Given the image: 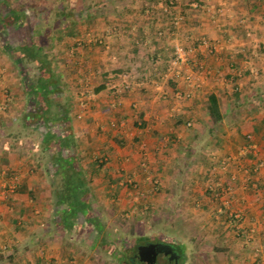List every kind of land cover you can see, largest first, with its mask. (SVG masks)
<instances>
[{
  "label": "crops",
  "instance_id": "crops-1",
  "mask_svg": "<svg viewBox=\"0 0 264 264\" xmlns=\"http://www.w3.org/2000/svg\"><path fill=\"white\" fill-rule=\"evenodd\" d=\"M93 209H169L214 235L203 264H264V0H0V264H92L62 221Z\"/></svg>",
  "mask_w": 264,
  "mask_h": 264
},
{
  "label": "rangeland",
  "instance_id": "rangeland-1",
  "mask_svg": "<svg viewBox=\"0 0 264 264\" xmlns=\"http://www.w3.org/2000/svg\"><path fill=\"white\" fill-rule=\"evenodd\" d=\"M29 70V71H28ZM28 75H34V69H28ZM25 77V76H24ZM39 80L33 81V89L36 90L38 93L41 92V85ZM126 90V89H125ZM40 105L43 106L42 101L40 99L38 100ZM42 109V108H41ZM59 175V176H58ZM57 175V178L60 177V174ZM99 176V173H98ZM60 178H63L61 176ZM66 179L61 180L58 179L59 184L62 186H58L61 189L57 191V196H60L59 199H62V197H66V194H70L72 191L70 188H68V185H72V180H69V177L67 176ZM69 181V182H68ZM80 185V183H79ZM132 199V198H131ZM141 197H137L133 200L134 205H137L140 201ZM168 203L170 201H167ZM93 203V202H92ZM101 204L102 201H101ZM95 206V205H94ZM137 209V207H135ZM94 212L90 211L89 214L96 215V217L100 221L101 225V232L100 234H103L105 236L106 241H110L113 243L114 247L117 249L119 246L123 245L124 243H128L132 239L136 238L139 233L144 236L145 238H159L161 240H171L173 241L174 237L171 234H177L175 237H177V240H174L175 242L172 243L176 247V252L179 255H175L173 253L170 254L169 258H173V260L178 261L180 264H203V257L210 258L216 263V260L218 259V254H216L214 251H208L206 247L210 245L212 242V238L214 235H212L210 232H205L200 229H194V228H187V225L185 224H176L174 214H171L169 209H165V211L161 213L156 212H141V213H105L103 212V215L96 211V209H93ZM184 213L181 214V217H184ZM46 217V216H45ZM50 217L47 215V219ZM76 220H81V216L77 217ZM94 224V223H93ZM181 227V229L177 228ZM96 227H94V230H97ZM93 230V231H94ZM92 231V230H91ZM92 231V232H93ZM170 231L171 234H170ZM92 232L88 234L87 240H84L83 245L78 246L77 242L74 240L73 245L70 246V250L75 255H79L81 258L82 255L83 258L90 260L92 264H118V260L112 257H107L105 253L102 252H96L93 249L87 250L85 248L84 244L87 243V241L92 237ZM65 236H68V232H66ZM71 237V236H68ZM67 238V237H66ZM68 240V239H67ZM70 240V239H69ZM68 243V241H67ZM116 244V245H115ZM98 249H105L102 248L101 245H97L96 248ZM67 251L69 247H66ZM86 249V250H85ZM107 250L110 251L109 247H107ZM106 250V252H107ZM115 249H111V254L113 255V252ZM109 253V252H107ZM187 253L190 254V259L184 260L187 255ZM106 255V256H105ZM103 256H105L103 258ZM83 258L81 260H83ZM106 258V259H105ZM152 257L148 255H141L140 260L145 259L147 262L152 261ZM161 260V259H159ZM158 264H170V262L163 263L159 261ZM172 262V261H171Z\"/></svg>",
  "mask_w": 264,
  "mask_h": 264
},
{
  "label": "flooded vegetation",
  "instance_id": "flooded-vegetation-1",
  "mask_svg": "<svg viewBox=\"0 0 264 264\" xmlns=\"http://www.w3.org/2000/svg\"><path fill=\"white\" fill-rule=\"evenodd\" d=\"M57 217L54 216L53 219H57L58 222L61 220H64L66 217L63 215V213H56ZM62 225H66V228H64V232H68L69 236H72L73 238L79 239L80 237L84 240H87L88 234L91 233L94 229L93 227L89 226L85 221H83V224L79 223V220H76L74 224L78 226L75 230L72 229L71 225L67 224V222L62 221ZM100 224V221H99ZM73 226V225H72ZM62 228V226H61ZM92 230V231H91ZM94 233L95 230L93 231ZM92 232V233H93ZM154 243V251L149 253L146 252V249H143L141 252H139V246L140 245H146L148 243ZM116 245V244H115ZM115 251L113 252L114 258L118 260V264H158L159 261L165 263L166 262H174L173 258L175 256V246L170 242V240H161L159 238H141L136 237L129 241L128 243H124L122 246L120 245L119 248H114ZM154 253V254H153ZM173 253L174 256L172 258L170 257V254ZM148 255L152 257V261L147 262L145 259L140 260L141 255ZM161 259V260H159Z\"/></svg>",
  "mask_w": 264,
  "mask_h": 264
},
{
  "label": "built area",
  "instance_id": "built-area-1",
  "mask_svg": "<svg viewBox=\"0 0 264 264\" xmlns=\"http://www.w3.org/2000/svg\"><path fill=\"white\" fill-rule=\"evenodd\" d=\"M177 20L175 19L174 22H176ZM201 44L203 45H207V41L205 39H201L200 41ZM194 49V46L189 45V46H184L182 44H174L173 48H172V57L170 60V65L167 67V70L169 71L171 68H173L174 66L178 65L181 62H185L188 58V54H190ZM126 77L127 74L123 73L121 75L122 80V84L120 86L119 89H128L129 85L128 82L126 81ZM120 91V90H119ZM10 188H12V186H10Z\"/></svg>",
  "mask_w": 264,
  "mask_h": 264
},
{
  "label": "trees",
  "instance_id": "trees-1",
  "mask_svg": "<svg viewBox=\"0 0 264 264\" xmlns=\"http://www.w3.org/2000/svg\"><path fill=\"white\" fill-rule=\"evenodd\" d=\"M206 109H207V112L209 113V115H210V117H211V119L213 121H217L220 118L218 116V114H217V103H216V100H215V98H214L213 95H209V104L206 107ZM73 196L74 195H69V196L64 197V198H67L68 199L70 206H73V203H72V202H74V197ZM62 199H63V197H62ZM63 215H66V218H69V217H71V216H73L75 214L72 213V212H70L68 215L67 214H63ZM83 217H84V221L86 222V221L89 220L90 215L88 217H85V215L83 214ZM99 226L100 225L97 224V228H96L97 229V235H99V233L101 232V228ZM102 237H103V240H105V236L103 234H102ZM105 245H107V247L112 248V249L115 248L114 245H113V243L112 244L111 243H106ZM101 247H102V245H101Z\"/></svg>",
  "mask_w": 264,
  "mask_h": 264
},
{
  "label": "water",
  "instance_id": "water-1",
  "mask_svg": "<svg viewBox=\"0 0 264 264\" xmlns=\"http://www.w3.org/2000/svg\"><path fill=\"white\" fill-rule=\"evenodd\" d=\"M141 248H144V249H146V252L148 253V255H149V253H151V252H153L154 251V244L153 243H148V244H146V245H140L139 246V252H141L143 249H141ZM144 251V250H143ZM154 254V253H153Z\"/></svg>",
  "mask_w": 264,
  "mask_h": 264
}]
</instances>
